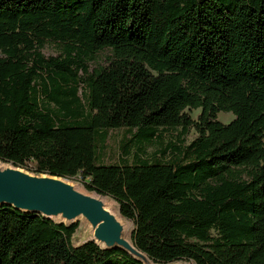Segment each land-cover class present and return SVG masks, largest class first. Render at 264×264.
Segmentation results:
<instances>
[{
    "label": "trees",
    "instance_id": "obj_1",
    "mask_svg": "<svg viewBox=\"0 0 264 264\" xmlns=\"http://www.w3.org/2000/svg\"><path fill=\"white\" fill-rule=\"evenodd\" d=\"M0 162L111 199L154 264H264V0H0ZM79 227L2 206L0 264H141Z\"/></svg>",
    "mask_w": 264,
    "mask_h": 264
},
{
    "label": "water",
    "instance_id": "obj_2",
    "mask_svg": "<svg viewBox=\"0 0 264 264\" xmlns=\"http://www.w3.org/2000/svg\"><path fill=\"white\" fill-rule=\"evenodd\" d=\"M76 185L79 183L50 175L31 174L0 162V207L37 214L56 224L83 222L90 228L91 235L78 241L75 235L72 239L75 245L93 241L106 251L119 250L141 264H154L131 242V224L121 218L119 211L113 214L102 200L113 205L116 203L82 191Z\"/></svg>",
    "mask_w": 264,
    "mask_h": 264
},
{
    "label": "rangeland",
    "instance_id": "obj_3",
    "mask_svg": "<svg viewBox=\"0 0 264 264\" xmlns=\"http://www.w3.org/2000/svg\"><path fill=\"white\" fill-rule=\"evenodd\" d=\"M55 52H56L55 49L52 48V47H47L45 49V53H48V54H54ZM186 113L192 119H196L197 115L200 114V110H193V111L186 110ZM217 119H218V121H220L223 124H228L233 119V116L231 114L219 113ZM174 137H176V133L173 135V138H170V140L172 142H175L176 143ZM195 137H196L195 131L194 130H191L189 132V134L185 137V144L186 145L189 144ZM118 139H119V137L116 140H118ZM148 152H150V151L148 150ZM76 186L80 190L84 191V189H83V187L81 185L80 186L79 185H76ZM113 208H114V211L113 212L114 213L115 212L118 213V208H117V206L115 204L113 205ZM79 224H80V227H79V230H78V232L76 234V241L84 238L85 236L87 237V236L91 235V231H90V228L88 227V225H86L83 222H80Z\"/></svg>",
    "mask_w": 264,
    "mask_h": 264
},
{
    "label": "bare ground",
    "instance_id": "obj_4",
    "mask_svg": "<svg viewBox=\"0 0 264 264\" xmlns=\"http://www.w3.org/2000/svg\"><path fill=\"white\" fill-rule=\"evenodd\" d=\"M102 201L107 205V208L114 214L113 204L111 202H108L107 200H102Z\"/></svg>",
    "mask_w": 264,
    "mask_h": 264
}]
</instances>
